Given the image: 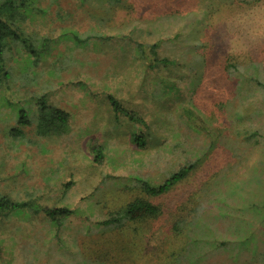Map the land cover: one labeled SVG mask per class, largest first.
<instances>
[{
    "label": "rangeland",
    "instance_id": "374dc122",
    "mask_svg": "<svg viewBox=\"0 0 264 264\" xmlns=\"http://www.w3.org/2000/svg\"><path fill=\"white\" fill-rule=\"evenodd\" d=\"M32 12L20 22L24 37L35 48L46 39L55 45L44 58L29 56L22 42L5 45L0 197L64 205L73 214L60 228L41 213L0 219V264H264V96L226 73L234 63L236 77L264 76V0H125L118 7L39 0ZM180 30L185 40L172 43ZM70 33L87 44L66 39ZM132 39L162 42L160 55L185 64L175 80L187 97L183 106L190 100L208 132L179 121L173 97L161 98L133 57ZM41 94L70 114L67 128L13 134L17 105L32 110L30 100ZM108 95L144 117L159 148L130 142V123L111 122ZM255 131L252 139L244 135ZM95 142L108 158L100 165L91 162ZM206 148L189 176L157 197L100 183L133 174L159 184ZM140 198L159 213L102 224Z\"/></svg>",
    "mask_w": 264,
    "mask_h": 264
},
{
    "label": "trees",
    "instance_id": "16d2710c",
    "mask_svg": "<svg viewBox=\"0 0 264 264\" xmlns=\"http://www.w3.org/2000/svg\"><path fill=\"white\" fill-rule=\"evenodd\" d=\"M39 0H0V82L3 84L8 80V74L5 71V57L4 49L8 40L22 42L21 44L27 50L28 55L32 58L46 57L49 51L55 45V41L50 42L48 39L42 41L43 48H35L33 43L24 37L25 33L20 22L32 15L33 6ZM125 0H105L108 6L118 7L121 3L124 4ZM245 1V0H241ZM250 2H257L258 0H246ZM189 26L187 24L186 28ZM192 26V24H191ZM71 34V33H70ZM66 39L72 41L74 44L84 45L87 44L88 39L84 40L78 37L76 34L66 36ZM172 43L182 42L185 40L183 37V31H178L169 39ZM162 44V42H160ZM160 44L152 43L146 44L138 42V40L132 39V52L133 57L137 59L141 64L145 65L143 74L146 78H149L154 86L159 85L162 92L161 98L167 99L173 97L176 116L179 121L187 126L191 130L208 132L205 125H202L201 119L194 113L196 107L193 104H189L190 100L186 101L185 107L183 106L186 96L182 94L180 87L175 81L179 77V71L184 68V63L176 57H168L166 55H160ZM164 44V43H163ZM147 64H146V63ZM249 65L248 67H250ZM256 69V67H252ZM240 72V69L234 64L229 63L226 66V73L235 80H241L246 84L253 83V87L264 96V76L258 77L253 73H243L240 77H236V73ZM136 76H140V72L135 73ZM246 76V77H245ZM194 83V80L191 81ZM107 101L110 105V119L113 123H120L122 120H127L132 128L130 132V142L137 148L147 147H160L161 141L153 138L148 131V124L144 117L135 109L125 107L118 99L108 95ZM30 103L33 105V109L25 106L16 107L17 114V126L13 129V134L20 135L23 129L33 127L34 131L39 136H51L62 133L70 121V114L57 106L53 105L49 98L45 94L32 97ZM165 105V103H163ZM257 132L245 133L247 139L257 137ZM214 142L209 144L212 147ZM90 152L92 154L91 162L94 165H100L104 160L108 159L105 156V148L99 143L95 142L90 146ZM209 153V149L195 158L193 161H187L181 165L178 169L171 172L162 182L159 184H152L145 177L138 175H107L100 183L110 182L114 188L122 189H138L141 193L152 198L163 195L169 192L176 184L186 179L189 174L195 169L200 159L206 157ZM70 183H65V189H68ZM100 184L94 189L93 192L100 190ZM259 211L264 209V203L259 205ZM257 209V207H256ZM41 213L46 217L49 222L57 226L58 228L64 224L65 220L73 214V211L67 206L59 207H46L38 203L31 201H15L8 197H0V219L10 218L12 216L30 215ZM159 213V208L153 205L151 202L140 198L134 199L128 202L124 207L109 215L107 219L102 221V224L120 227L126 222L139 220L144 217L156 216ZM240 243V242H239Z\"/></svg>",
    "mask_w": 264,
    "mask_h": 264
}]
</instances>
